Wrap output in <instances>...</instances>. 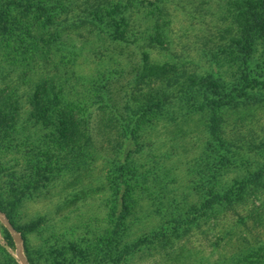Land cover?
I'll use <instances>...</instances> for the list:
<instances>
[{
    "label": "rangeland",
    "instance_id": "1",
    "mask_svg": "<svg viewBox=\"0 0 264 264\" xmlns=\"http://www.w3.org/2000/svg\"><path fill=\"white\" fill-rule=\"evenodd\" d=\"M224 1L0 0V106L26 136L0 160L30 181L16 201L0 172V202L30 264H264V45L243 66ZM43 81L57 91L36 97ZM36 141L53 164L37 176ZM3 226L0 264H22Z\"/></svg>",
    "mask_w": 264,
    "mask_h": 264
},
{
    "label": "trees",
    "instance_id": "2",
    "mask_svg": "<svg viewBox=\"0 0 264 264\" xmlns=\"http://www.w3.org/2000/svg\"><path fill=\"white\" fill-rule=\"evenodd\" d=\"M161 1V0H158ZM223 2H225L223 0ZM21 0H11V4L15 5V6H19L21 5ZM229 7V11H228V15L230 17V27H231V33L233 36L230 37V43L231 45L234 44L237 48V50L241 53V58H242V64L243 66L248 67L253 63L252 61L254 60L253 52L256 50L257 45L258 44H263L264 45V0H230L228 1V3H226V7ZM86 9H89V7H86ZM96 14H102L103 12L105 13L107 9L104 10L103 7H100V4H97L96 7L94 8ZM5 14L2 13V17L1 18H5L4 16ZM123 19L125 20V18L123 17ZM90 21V20H89ZM104 18L102 17V15H100V18H98V20H95L94 22L97 23L98 25H101V23L104 26ZM115 21V20H114ZM92 22V20H91ZM114 23V22H113ZM115 23H117L115 21ZM102 26V25H101ZM156 28H160L159 26H157ZM120 26L119 28H115L112 29L111 31H106L105 33H108V38L117 41L120 40L121 38H125L126 37V30H120ZM102 34V33H101ZM162 36V32L159 31L158 29L155 31V37L156 39H158V41L160 42L161 46H165L164 42L161 38ZM106 37V36H104ZM47 42V41H46ZM48 43V42H47ZM49 46V44H48ZM166 48V47H165ZM101 53H104L103 50ZM264 63V60H263ZM105 68H100L98 70L97 73V77L100 79L105 80L106 79V72H105ZM58 75V73H57ZM63 78L67 77L68 79L71 77V74L69 71H64L62 74H60ZM59 75V76H60ZM64 81V79L62 80ZM61 81V82H62ZM102 82V81H101ZM242 81L241 79H239L237 82H235L232 85L231 88V92H233L232 96L235 97V95H237L236 91H239L240 88L246 91V87L243 85L240 88H238V85L241 84ZM46 81L42 84V86L38 89V91H36L34 94L36 95V97H39L40 94L42 95H47V93L49 92V90L56 92V85H52L51 87L46 85ZM48 84V83H47ZM220 84L216 85V88H213L214 86H210L209 83L208 85L206 84V89L205 90L207 93H212V94H216V95H222L224 92H221V88H220ZM240 86V85H239ZM204 88V87H203ZM204 88V89H205ZM210 88V89H208ZM213 88V90L211 89ZM104 87L101 86L97 89L96 95L101 96L100 93H102L104 90ZM190 91L193 90L192 88H189ZM188 89V90H189ZM190 91H188L190 93ZM39 92V94H37ZM231 96V97H232ZM5 94H0V100L4 101L5 100ZM248 97V96H247ZM246 97V98H247ZM232 99V98H231ZM230 99V100H231ZM229 100V99H228ZM229 100V101H230ZM254 100V99H252ZM236 102V100H235ZM160 101L159 100H150L148 102H146L145 107H147L148 109H154L157 107H160ZM227 103H231V102H227ZM221 105H223V103L221 101H216V107H221ZM9 106L8 104H3L2 106H0V153H4L7 151H13V148H16L18 145L14 144L16 143L17 139L19 140V135H23L20 139V141H23L25 139L26 136H24V132L22 128H19L20 126H18L19 122H18V117L19 115L16 114V112H9ZM75 111L70 110V112H65L66 115L61 116V125L63 129H66L67 127H71V129L74 127L75 129H79V125L83 126L82 123L75 121L74 119V123H70V118L73 119V115ZM142 114V113H141ZM218 114L215 113L212 118H211V132L212 134L216 137L218 130H219V120H218ZM129 129V128H128ZM127 129V130H128ZM125 129V131H127ZM79 131V130H78ZM59 136L62 137L65 140L64 137V131L58 130ZM10 139V140H9ZM61 143V142H60ZM33 157L31 160V166H32V173H34L35 176L39 175V173H41V171L47 167H49L50 169L53 168V164H51L49 162V164L45 165L42 163V159L46 158L45 153L41 150V145L40 142L36 141L34 142V146H33ZM48 160L51 158L49 155L47 156ZM22 168H14L13 165H9L8 162L4 163V161L2 162L0 160V172H3L5 177L8 178V189L7 191L10 193H13L14 195V199L17 201L19 200L22 196H24L26 194L25 192V188L29 187V182L28 179L23 176L21 174ZM48 170V168H47ZM117 173L119 174L120 177L123 178V172L118 168H116ZM20 172V173H19ZM260 173H256L254 176H252L251 178L243 181L241 183V187L245 188L247 187L249 184H253V185H261V178H260ZM1 178V176H0ZM230 190H228L229 192ZM224 193L222 195H217L216 199L213 200V202H210L207 204V206L212 207V205L214 203L220 202H226L227 204H231L232 203V199H231V194L230 193ZM0 208H1V202H0ZM2 212L5 214L6 212L1 208ZM11 223L13 224V226H15V224L13 223L12 220H10ZM17 228V227H16ZM3 231L8 235V240L9 241H13V237L11 235V233L9 232V230L3 226ZM132 247V246H131ZM128 248L127 251L131 252L133 251V248ZM134 247V246H133Z\"/></svg>",
    "mask_w": 264,
    "mask_h": 264
},
{
    "label": "water",
    "instance_id": "3",
    "mask_svg": "<svg viewBox=\"0 0 264 264\" xmlns=\"http://www.w3.org/2000/svg\"><path fill=\"white\" fill-rule=\"evenodd\" d=\"M0 219L2 220V222L7 226V228L9 229V231L12 234L13 239L15 240L16 244H17V253L18 256L21 260L22 264H30L28 262V260L26 259V257L24 256V254L22 253L21 250V240L20 237L18 236V233L15 229V227L13 226V224L7 219V217L4 215V213L2 212L1 208H0Z\"/></svg>",
    "mask_w": 264,
    "mask_h": 264
}]
</instances>
